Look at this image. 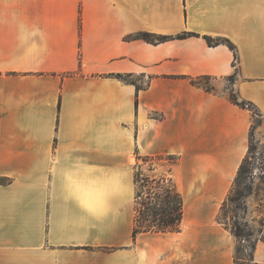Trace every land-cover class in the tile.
<instances>
[{"label":"crops","instance_id":"obj_1","mask_svg":"<svg viewBox=\"0 0 264 264\" xmlns=\"http://www.w3.org/2000/svg\"><path fill=\"white\" fill-rule=\"evenodd\" d=\"M254 111L264 125V0H0V264H235L220 214ZM161 156L180 231L135 238V160Z\"/></svg>","mask_w":264,"mask_h":264},{"label":"trees","instance_id":"obj_2","mask_svg":"<svg viewBox=\"0 0 264 264\" xmlns=\"http://www.w3.org/2000/svg\"><path fill=\"white\" fill-rule=\"evenodd\" d=\"M137 39H143L147 42L157 43V42H165L170 39H173L169 36H161L157 37L151 33H139L136 35ZM154 39V40H153ZM209 43L212 44L210 41ZM119 78H123V76L119 75ZM204 77H200L197 79H192V83L194 85L202 86L207 91H211L212 87L203 85L200 83V80ZM231 100L239 105L246 106L244 102H239L237 96L231 94ZM251 106V105H248ZM255 116H259V114L254 111ZM253 132V129H252ZM251 132V133H252ZM252 145V134L250 137V145L249 151L244 159L242 165L239 168L237 177L235 179L233 189L229 198L224 203L222 207V211L220 214V220L223 224H225L228 228H230L232 234L237 239V246L241 241L249 244L250 250V259L253 261V256L256 248V242L251 244L247 237H252L253 232L249 228L246 223H238L235 228L230 227L229 223L226 219L223 218V214L225 213L230 202H234L239 200V195L245 196L242 193H237L235 187L239 184L242 175L246 171V167L250 160V154L253 152ZM145 161L152 160L154 157H146ZM159 159H163V157H155ZM172 164L175 163V158L170 157ZM136 185L138 183H142V185L146 188V193L137 192L136 194V216H135V226L133 235L136 238L140 233L147 232H178L180 231V225L182 222L183 214H184V200L181 193L178 191L177 186L172 177L170 178H151L144 177L142 180L139 179L138 175L135 176ZM247 207L244 205V212H246ZM247 231V234H245ZM236 246L235 249V264H239V249Z\"/></svg>","mask_w":264,"mask_h":264},{"label":"rangeland","instance_id":"obj_3","mask_svg":"<svg viewBox=\"0 0 264 264\" xmlns=\"http://www.w3.org/2000/svg\"><path fill=\"white\" fill-rule=\"evenodd\" d=\"M154 40V39H153ZM138 81V78L131 79ZM200 83L212 87L211 79L202 78ZM233 94V93H232ZM235 96V94H234ZM252 134V145L253 152L249 155L250 160L246 167L245 173L242 175L239 184L235 187L237 193H242L245 196L239 195V200L230 202L223 218L229 223L230 227L235 228L236 224L243 223L244 218V205H246L247 198L251 197V201L257 205L258 209L264 212V125L260 117L255 116L253 123ZM251 137V135H250ZM144 157H137L136 162V174L139 179L142 180L144 177L151 178H170L172 161L170 157H163V159L153 158L152 160L145 161ZM137 192L146 193V188L142 183L136 185ZM259 205V206H258ZM247 207V206H246ZM264 219V217H263ZM247 234V231H245ZM254 233L252 237H247L251 244L254 242ZM250 244V243H249ZM249 244L241 241L238 244V257L239 264H252L249 257L250 250Z\"/></svg>","mask_w":264,"mask_h":264}]
</instances>
